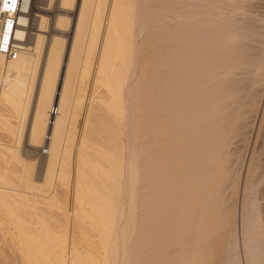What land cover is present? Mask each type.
Returning a JSON list of instances; mask_svg holds the SVG:
<instances>
[{
  "label": "bare ground",
  "instance_id": "obj_1",
  "mask_svg": "<svg viewBox=\"0 0 264 264\" xmlns=\"http://www.w3.org/2000/svg\"><path fill=\"white\" fill-rule=\"evenodd\" d=\"M59 1L0 55V264H264V0Z\"/></svg>",
  "mask_w": 264,
  "mask_h": 264
},
{
  "label": "rangeland",
  "instance_id": "obj_2",
  "mask_svg": "<svg viewBox=\"0 0 264 264\" xmlns=\"http://www.w3.org/2000/svg\"><path fill=\"white\" fill-rule=\"evenodd\" d=\"M50 2L52 5L50 4ZM47 6H48V8H47ZM33 7H34V10H33V14H31V20H30V25H29V34H28L27 40H28L29 46L32 47V45L35 44V41L37 39V36H35V35H37L36 32L38 33L39 26L41 25V19H39V17H37L36 15L38 14V15L45 16V18L47 19L48 26L46 24V28H47L46 31L47 32L42 33V34L46 38L45 39V44H46L45 45V51H47V47H49V45H50L52 36L58 34V32H59V31L55 30V24H56L55 22L57 20V17L62 16L64 14V11L61 10V8H60V1L59 0H53V2H52V0H50V1L49 0H34ZM67 14H68L67 15L68 18L70 19V21H72V24H73L75 22V18L77 17L78 11L75 9L74 11H68ZM65 34L68 36L67 38H68V43H69V39H71L72 32L70 31V32L65 33ZM63 68L65 69V67H63ZM87 104L88 103H86L85 106H88ZM83 114H84V109L82 110L80 117L78 119L77 137L81 133V131H79V130L83 129V124H84V122H83L84 121V115ZM28 128L29 127L26 128V131L24 132V135H23L22 139L20 140V143L18 145V150H19L18 152L22 156V158L25 160V162L27 161V164L29 166L28 168H30V169H28V172L30 173V175L32 174L31 175L32 178H34L37 182L41 183L43 181L44 175H45L47 158H48L47 149H48V145H49L50 140H51V134L48 133L46 136L44 145L42 147L37 148L35 146H32L31 143L29 142V135H28L29 131H27ZM2 136L7 137L6 135H2ZM119 138H120L121 146L123 147L124 159L127 161L128 153H127V150L124 149L127 145L126 139L122 135ZM3 139H4V137L2 138V140ZM8 140H9L8 138H5L3 141L7 142V144H10L11 142H10V140L9 141ZM12 146H13V144H12ZM75 147H76V145H75ZM77 149H78V147H77ZM77 149L75 148V153H76ZM4 161L9 162L10 167H8V169L10 168V170L13 171L12 173H14V172L16 173L17 171L20 172V170L22 169V166L18 165V163H15L14 161H10V160H4ZM4 161H1V163L4 164L3 163ZM30 161H31V163H30ZM34 165H35V167H34ZM11 171H10V173H11ZM70 181L68 183L70 189H69V187H68V189H66V199H67V206H68L67 207L68 211H66V212H68L67 216H69L70 220H73L72 218H74L73 216L75 215V201H74V194H75L74 181L75 180H70ZM60 204H61V206H64L63 203H60ZM50 210H49V208L45 207L44 212L46 214L44 212H42L41 216L45 217L46 222L49 221L47 223V226H49V228L51 227L50 229H52L53 232H55V233H57L59 231L60 233H57V235L61 236V234L65 232V230L62 231L65 228L64 221L62 218H59L60 216L58 214H56L54 210H51L52 212ZM1 211H3V210L0 209V213H1ZM56 215L58 217H56ZM0 218H1V214H0ZM46 218H47V220H46ZM55 218H57V219H55ZM54 223H57V224H54ZM59 223L61 224V226L59 225ZM54 229H57V230H54Z\"/></svg>",
  "mask_w": 264,
  "mask_h": 264
},
{
  "label": "built area",
  "instance_id": "obj_3",
  "mask_svg": "<svg viewBox=\"0 0 264 264\" xmlns=\"http://www.w3.org/2000/svg\"><path fill=\"white\" fill-rule=\"evenodd\" d=\"M31 2L32 0H0V55L8 60H14L28 51V40H21L17 33L28 30Z\"/></svg>",
  "mask_w": 264,
  "mask_h": 264
}]
</instances>
